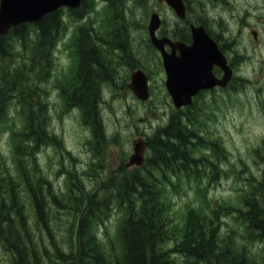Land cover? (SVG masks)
<instances>
[{"label": "rangeland", "instance_id": "374dc122", "mask_svg": "<svg viewBox=\"0 0 264 264\" xmlns=\"http://www.w3.org/2000/svg\"><path fill=\"white\" fill-rule=\"evenodd\" d=\"M247 2L249 4H245L243 0L191 1L192 18L204 20L206 29L220 41L227 58L233 60L236 80L232 81L228 89L216 88L203 92L194 99V108L191 110L195 113L193 129L205 145L192 149L191 154L197 160L196 166L192 171L188 168L177 177L171 178L170 183L165 184L162 196L172 237L177 239L180 238L191 211L203 213L206 217L219 212L215 209L219 206H240L251 179L257 181L262 178L264 1ZM92 4L93 10L82 23L90 22L105 43H117L112 37L115 25L126 33L125 38L119 41L126 44L124 50L107 45L104 48V52L108 54V69L111 68L114 74L113 81L100 88L98 105L102 130L108 138V146L103 150L104 169L94 166L90 147L92 135L82 124L81 112L67 104L62 97L63 89L67 87L68 81L73 80L71 75L75 73L72 41L76 28L80 25V22L70 18L64 10V29L60 32L51 54L49 78L40 83L41 85L36 83L37 92L45 107L47 131L56 140L41 146L33 158L23 160L25 166L31 165L32 172L35 171L38 177L40 175L50 183L62 204L70 185H77L79 182L85 189L100 187L106 181V176L101 175L104 171L109 177H113L111 174H116L132 153L131 144L137 142L139 137H147L162 128L174 111L164 87L165 74L160 58L148 42L146 25L153 12L160 14L165 23L171 19L175 23V15L157 0H116L115 5L123 21L113 24L112 9H108L109 2L93 0ZM253 30L261 35L257 41L252 36ZM184 31L187 32L186 27ZM20 56L24 59V53ZM18 58L19 55H15L13 62H17ZM135 68H142L148 77L149 99L144 103L139 102L126 87L130 72ZM215 69L213 72H218ZM6 107L5 117L0 122V177L5 176L0 178V183L6 186L10 179L15 185L14 191L22 204L28 233L29 236L32 235L38 254L43 256V249H46L53 256L50 253L52 242L65 253L74 239L75 225L71 210L54 206L49 200L50 206L44 218L47 229L43 227V222L36 220L31 201L26 194L28 191L21 186L18 178L14 159L12 135L23 125L21 106L15 97H11ZM211 142L216 143L218 148L213 150ZM118 215L117 211L112 212L102 226L104 229L100 230L101 226L97 228V241L106 245L108 237L113 242L117 240L115 235ZM234 221L231 215L223 214L221 210L217 220L213 222H218L220 233H226L229 229L240 231ZM237 240L241 242L238 245L244 243L241 237ZM173 242L172 238L165 246L171 249ZM260 249L261 245L258 244L249 248L255 264H264ZM171 257L177 263L181 262L179 255L172 253ZM0 264H13L10 252L1 243ZM46 264L70 263L53 258Z\"/></svg>", "mask_w": 264, "mask_h": 264}, {"label": "trees", "instance_id": "16d2710c", "mask_svg": "<svg viewBox=\"0 0 264 264\" xmlns=\"http://www.w3.org/2000/svg\"><path fill=\"white\" fill-rule=\"evenodd\" d=\"M104 1L109 2L108 9H112L113 24L121 23L123 17L117 10L116 0ZM92 3L93 0H82L77 9H57L35 23L20 24L7 35L0 36V122L5 117L7 102L15 97L23 118L22 128L12 135L21 186L28 191L26 194L36 220L43 222L45 229L49 200L54 206L71 210L75 225L74 239L65 253L52 242L50 253L53 256L46 249L41 256L32 235L29 236L15 185L10 179L6 186L0 183V243L10 252L13 264H46L53 258L70 264H255L249 250L253 244L261 245L259 252L264 258V171L260 180L251 179L240 206L215 208L231 215L240 231L235 229V233L234 229H229L220 233L218 222H213L219 212L206 217L203 213L192 212L180 238L172 237L162 199L164 186L188 168L192 171L197 160L191 151L198 145H205L193 129L195 113L191 110L194 105L187 107V112H173L162 128L149 135L148 154L141 167L125 169L122 163L116 174H111L113 177L104 171L101 175L106 176V181L100 187L85 189L79 182L70 185L64 204L50 183L23 163L33 158L41 146L56 140L47 131L45 107L36 83L49 78L51 54L64 29V10L80 25L72 41L76 75H71L73 80L62 88V97L81 112L82 124L92 135L90 147L94 166L104 167L103 150L108 146V138L102 130L98 105L100 88L114 79L104 48L107 45L124 50L126 44L119 41L126 33L115 25L112 37L117 43H105L90 22L82 23L93 10ZM22 53L24 59L20 56ZM15 55H19L17 62H13ZM210 146L213 150L218 148L213 142ZM115 211L119 213L117 240L113 242L108 237L104 245L95 239L96 230L100 226L103 230L105 221ZM240 237L244 243L238 245ZM172 238L170 249L165 243ZM172 253L181 257L180 263L172 259Z\"/></svg>", "mask_w": 264, "mask_h": 264}, {"label": "water", "instance_id": "95a60500", "mask_svg": "<svg viewBox=\"0 0 264 264\" xmlns=\"http://www.w3.org/2000/svg\"><path fill=\"white\" fill-rule=\"evenodd\" d=\"M170 6L178 17H184V6L181 0H161ZM81 0H0V35L4 36L11 27L26 22H37L45 14L60 7L77 8ZM157 14H152L148 33L152 44L162 52L163 66L166 72L165 87L171 96L174 107L189 105L191 97L199 90L212 88L215 85L225 86L230 77V70L225 65L224 57L217 50L216 44L209 38L201 26H191L192 43H171L168 39H157L155 30L159 26ZM170 45L172 53L165 54L164 45ZM179 51V56L175 51ZM217 65L223 71L221 80L213 74L212 66ZM135 97L146 100L148 97L147 78L142 71L131 73L127 85ZM141 143H133V154L127 165L142 163Z\"/></svg>", "mask_w": 264, "mask_h": 264}, {"label": "flooded vegetation", "instance_id": "af4514ba", "mask_svg": "<svg viewBox=\"0 0 264 264\" xmlns=\"http://www.w3.org/2000/svg\"><path fill=\"white\" fill-rule=\"evenodd\" d=\"M245 2V4L249 3L247 2V0H243ZM185 21H187V19H185ZM165 25L164 24H161L160 27H159V30L158 32H161L162 34H168L169 32H180V33H186L184 31V28L186 27L183 23L182 24H176L175 25V28L173 29H170V28H167V29H164Z\"/></svg>", "mask_w": 264, "mask_h": 264}, {"label": "bare ground", "instance_id": "6f19581e", "mask_svg": "<svg viewBox=\"0 0 264 264\" xmlns=\"http://www.w3.org/2000/svg\"><path fill=\"white\" fill-rule=\"evenodd\" d=\"M264 1V0H263ZM136 42V41H135ZM41 85V84H40ZM11 101V100H10ZM10 105V104H9ZM16 118V117H15ZM211 118V117H210ZM203 119V118H202ZM212 119V118H211ZM18 121V120H17ZM207 121V120H206ZM209 124V123H208ZM49 128V127H48ZM85 128V126H84ZM203 129V128H202ZM7 130V129H6ZM88 130V129H87ZM1 131V130H0ZM207 136V135H206ZM212 138V137H211ZM58 140V139H57ZM56 148V147H54ZM13 163V162H12ZM14 166V165H13ZM28 166V165H27ZM31 166V165H30ZM59 166V165H58ZM15 167V166H14ZM1 170V169H0ZM14 171V170H13ZM15 172V171H14ZM11 173V172H10ZM1 174V173H0ZM18 180V179H17ZM192 187V186H191ZM211 188V187H210ZM23 192H24V189H23ZM24 194V193H23ZM178 195V194H177ZM208 198V197H207ZM24 200V199H23ZM27 200V199H26ZM173 214V213H172ZM183 216V215H182ZM160 217V216H159ZM182 218V217H181Z\"/></svg>", "mask_w": 264, "mask_h": 264}]
</instances>
